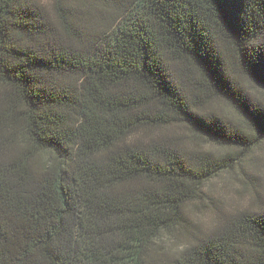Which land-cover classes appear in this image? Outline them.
I'll use <instances>...</instances> for the list:
<instances>
[{"label":"trees","instance_id":"trees-1","mask_svg":"<svg viewBox=\"0 0 264 264\" xmlns=\"http://www.w3.org/2000/svg\"><path fill=\"white\" fill-rule=\"evenodd\" d=\"M248 83L264 0H0V264H264L260 200L188 212L264 144Z\"/></svg>","mask_w":264,"mask_h":264},{"label":"rangeland","instance_id":"rangeland-1","mask_svg":"<svg viewBox=\"0 0 264 264\" xmlns=\"http://www.w3.org/2000/svg\"><path fill=\"white\" fill-rule=\"evenodd\" d=\"M43 4H49L50 0H36ZM249 91L264 103V89L248 83ZM209 110H223L231 117H236L229 104L215 98L209 104ZM180 131L189 134L185 128ZM190 148L195 143L188 141ZM205 147H214L204 143ZM205 200L202 203H191L188 207L191 221L202 230H209L225 217L235 214L247 208H264V144L254 154L231 171L222 173L213 179L206 190ZM262 203H258V201ZM185 239L181 238L178 243L184 245Z\"/></svg>","mask_w":264,"mask_h":264}]
</instances>
